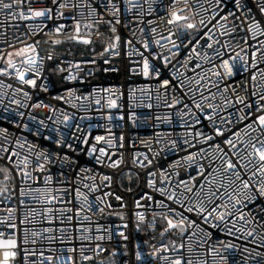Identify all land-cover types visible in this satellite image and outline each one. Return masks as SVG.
I'll return each mask as SVG.
<instances>
[{"label":"built area","instance_id":"built-area-1","mask_svg":"<svg viewBox=\"0 0 264 264\" xmlns=\"http://www.w3.org/2000/svg\"><path fill=\"white\" fill-rule=\"evenodd\" d=\"M70 2L83 6L75 9L71 7L58 9V5H54L52 0H32L31 6L34 9L52 8L51 19L43 17L24 20L14 19L7 17L5 10H0V53H3L0 56V67H7L8 52L13 53L12 59L20 70L28 67L23 63L25 56L35 55L38 57L37 70L41 73L38 77L32 72L26 73V78L36 79L35 87L19 81L16 78L14 69L10 70L12 75L0 74V130L7 129L9 137V141H4L3 135H0V144L10 148L15 147L16 151L20 153V156L13 157V160L29 156L30 159L35 161V155H29L28 151L29 145L33 144L37 145L33 149V153L46 151L51 156L50 163L41 160V163L45 164L44 171L34 170V164L29 165L27 171L32 172L33 177L31 180L24 181L22 185L26 193L24 197L26 204L22 211L27 212L30 208L37 213L35 216L36 223H30L28 227L37 231H40L43 227L55 229L53 233L56 237L55 242L51 245H48L47 242L43 244L45 255L60 257L59 260L54 261V264H164L163 261H158L150 255L163 243L170 251L161 250L160 254L169 257V259H174L176 255H183L185 261L191 259L193 264H200L202 261H206V264H213L214 257L207 250L215 245L217 250L220 251L217 241L223 240L227 243L234 242L241 245L239 250H233L235 255L229 257V264H234V262L244 264L245 260L247 264H258V262L264 261V256L256 255V252L264 253V247L259 243H248V248L251 251L245 252L243 250L245 241L238 239L236 236H226L217 229H209L213 235L210 239H207V243L203 246H201V240L205 239V236L199 228L190 227L188 233L184 236H181L177 230H170L163 237L160 235L167 226L161 213L168 210L164 207H158L155 201H163V204L170 205L173 209L184 212L185 215L196 219L202 227H208L198 220L194 212H185L182 205L169 201L166 196L161 195L157 190L161 187L159 181L162 170L171 174L172 187H175L179 178L188 180L189 173L196 175L193 170L196 165H193L191 169L187 163H183L182 167L175 170L170 167L181 157L196 150L183 144L185 138L191 140V137L184 136L186 129L182 125L185 122L192 125V120L188 116L180 117L177 115L182 105L172 109L165 107V98H167L168 103H171V88L167 90V94L163 89L157 91V88L163 79L173 76V65L178 68L179 72L187 71L188 76L195 75L190 69L194 68L196 62L204 64L205 69L209 67L203 61L193 57L194 63L190 65L189 70H186L179 67L177 60L181 63L184 62V57L189 54L195 40L200 39L201 43H204V39H201L203 30L199 29L198 22L202 17L207 24L211 9L209 8L207 14L200 12L194 16L192 22L197 23L196 29L186 30L187 35L183 32L179 33L183 38V45H186V47H181L180 54L172 59L171 65L164 66L162 60L153 59V54L155 52L168 54V48L171 47V44L167 43V40L175 39V37L169 38L168 36L169 29L174 33L177 31L176 25L168 23L171 18L170 13L178 11L179 15L191 16L193 11L196 10L197 0H188L189 8L184 7V0H175V3H173V0H131L132 4L139 5L131 11L126 10L125 0H114V3L121 8L120 24H116L111 14L102 6L106 4V0H70ZM89 3L97 9V12H94L91 17L89 16ZM199 3L205 8L209 7L206 0H199ZM226 3L229 8L232 7L231 0H226ZM257 3H259V0H248L252 14L257 18H261L256 7ZM24 7H28L27 0ZM57 10L64 13V15L57 16ZM73 16L82 19L80 35L88 37L91 43L85 44L70 39L76 34L74 21L71 18ZM101 16L106 20L111 19L112 24L101 22L95 24L91 29L84 27L83 21L89 19L100 20ZM178 23L183 24L185 22ZM61 24L66 27L60 33H56L55 28ZM113 26H115L116 32L111 31ZM208 27H211V25L209 24ZM142 28L144 29L143 32H141ZM153 28L156 29L155 33L152 32ZM198 31L200 35H197ZM215 31L218 34V26ZM116 35L121 37L117 48L105 52V48L111 43H117L114 40ZM243 35L245 33L241 30L236 34V38L239 39ZM161 36L165 37V40H161V44L165 45L163 49L155 44V40ZM57 39H64V41L60 40L59 44H54L53 41ZM146 39L151 44V50H145L143 47ZM220 39L223 43L224 38L221 37ZM259 39H264V37H259ZM189 40L193 42L191 45ZM128 41H131V44ZM27 44L35 45V54L15 55L16 51ZM240 47H244L243 43L240 44ZM136 50L144 53L152 63L160 68V77H157L155 73L149 78L143 76V56L137 54ZM113 51L117 52L118 55H113ZM235 51L238 52L240 49L236 48ZM49 55L53 59L49 60ZM77 62H80L78 67L76 66ZM70 63L73 65L72 67H69ZM61 67L64 68L63 72L59 71ZM199 71V69L196 70V72ZM69 74L76 76L77 79L66 80L65 77ZM246 76L247 73H244L243 75H237L235 79L239 81ZM185 82L187 83V81ZM8 85H11V88ZM45 88H47V91H45ZM69 88L73 90L71 103L67 102V89ZM149 88L151 89L150 94L148 92ZM21 89L23 91H20ZM104 89L109 91H102ZM133 90H135L133 99L129 101V93ZM24 92L29 95L25 96ZM110 94L112 99L117 100L118 107L112 109L107 107ZM60 96L66 99H58ZM158 96L160 97L159 100L157 99ZM77 97H80V99H77ZM84 97H87V99H84ZM13 100H18L20 103L14 104L12 103ZM96 100H100L101 103L97 105ZM217 102L222 103L219 100ZM149 103L152 104L151 108L147 107ZM34 104L48 105L49 107H33ZM131 112L136 113L135 122L129 119ZM18 113H23V116ZM109 114L112 115V120L107 118ZM121 114L124 116L122 120L120 119ZM64 115L70 117L66 123L63 122ZM30 117H35V119H30ZM157 117H160V119L157 120ZM40 121H43L42 125L39 123ZM25 124L28 125L27 128L24 127ZM240 126L242 125H238V127ZM195 128L197 131L203 130L205 133L210 130L207 120L203 119L202 124L195 125ZM109 133L114 138L115 146L109 147L102 141L97 147L106 148L112 159H119L121 154L123 155L124 162L117 168L109 167L107 158H105L103 164L97 163L94 157L99 156L98 150L92 157L88 156L86 151H83L91 143H96L95 136L103 135L108 138ZM157 134L160 135V144L155 143ZM121 135L124 136L123 147L119 146ZM84 136L89 137L90 143L87 145L83 143L82 137ZM168 138L177 140L179 146L173 148L172 145L167 143ZM17 139L24 144L23 148L16 147ZM57 140L61 142L57 144ZM25 141L27 143H24ZM141 141L145 143H141ZM196 147L207 149V145L202 143H197ZM65 154L70 160L68 163L61 165L57 157L62 158ZM3 155L4 153L0 151V156ZM144 155L152 159L153 163L151 165L141 168L138 163H133L134 157L143 161ZM200 162L207 165V160ZM0 166L11 169V179L8 181L4 180V173L0 172V187L15 188V195L12 196L10 202H5L4 197L0 196V216H4L8 215L5 210L7 207L18 205L17 197H19L21 180L16 168L7 159H0ZM20 166L23 167L22 164ZM79 167L91 169L90 172L81 174V180L84 176H95V183L100 185L97 191L90 192L89 189L83 188L80 181L76 180L75 172L79 171ZM149 171L156 173L154 177L157 180L155 188H151L147 184L149 179L147 173ZM177 171L180 173L179 178L175 175ZM62 172L67 174V184L62 183L64 180V176L61 175ZM48 174L53 176V181L46 185L45 176ZM101 174L110 176L111 181H102ZM92 182L91 179L83 180V183L89 185ZM188 183L191 185L190 180H188ZM73 184L80 187L88 195L92 211L88 210V205L84 204L83 198L79 200L75 198V192L72 190ZM32 188H51L54 190L52 194L57 199L49 203L43 197H40L39 193L30 191ZM63 189H67V195L64 194ZM179 191H183V189H179ZM105 192H108L109 195L104 196ZM145 193L152 195L154 200L147 199L144 196ZM188 195L191 196L192 194L188 193ZM33 196L40 198L32 200L31 197ZM117 196L122 199L117 200ZM97 197H101L103 203H100L96 199ZM138 200L141 207H137ZM108 205H111V207ZM47 208H52L57 217L60 216L62 210H67L65 220L66 216L76 217V212L79 210V216L72 222L74 227L67 223L61 224L59 218L55 219L51 225L46 220L42 221L39 213H44L46 216L45 210ZM99 208H104V211L100 212ZM137 212L144 214V221L138 219ZM118 213L122 216L117 215ZM169 215L174 216V213H169ZM154 216L155 224L154 227H151ZM175 218L178 219V217ZM29 219L32 218L29 217ZM137 224H140L139 229H137ZM97 225L101 227L100 232L97 231ZM125 225L127 226L125 227ZM61 228H64L65 231L61 232ZM121 232L127 235V240L123 239L120 235ZM190 233H195V236H190ZM82 235L91 236L92 239H79ZM98 235H103L104 239L97 240ZM74 237L76 238L74 239ZM249 239L251 240V238ZM173 240L177 245L183 243L184 248L178 249L176 252L171 251L173 247L171 241ZM97 243L105 251L98 254L92 251ZM81 244L87 246L84 253L91 256V260H82L80 255ZM69 248H75L76 251L74 253L69 252ZM189 248L192 250L189 251ZM137 251L142 253V259L139 261L136 260ZM113 252H115V255H113ZM221 254L224 253L221 252ZM68 256H72L73 260H68ZM17 260L22 264V256L17 257ZM215 264H222V262L215 259Z\"/></svg>","mask_w":264,"mask_h":264},{"label":"snow or ice","instance_id":"snow-or-ice-1","mask_svg":"<svg viewBox=\"0 0 264 264\" xmlns=\"http://www.w3.org/2000/svg\"><path fill=\"white\" fill-rule=\"evenodd\" d=\"M26 0H0V10H5L7 17L14 19H32V18H46L51 19L52 8L42 7L33 8L31 6L32 0H27L28 7L25 8ZM54 5H58V9L67 7L80 8L83 5L77 3H71L70 0H52ZM128 11L133 8L139 7L131 3V0H125ZM175 3V0H173ZM209 7L205 8L197 0L196 10L193 11L191 16H182L178 14V11H172L170 13L169 24L176 25L177 31L174 33L170 29L168 30L169 38L175 37V39L167 40V43L171 44L168 48V54L163 52H155L153 54L154 60H162L164 66L171 65L173 58H176L180 54V49L183 45V38L179 33L187 35L186 30L196 29L197 23L192 22L194 16L200 12L207 14L209 8L211 9L210 18L206 24L205 20L201 17L199 19V29L203 30L201 39H204V43H201L200 39L195 40V44L191 47V50L187 56L184 57V62L181 63L177 60L179 67L186 70L190 69V65L194 63L193 57L203 61L209 67L205 69L204 64L196 62L194 68L190 70L195 73L194 76H188L187 71L179 72L178 68L173 65V76L171 78L163 79L157 88V91L163 89L167 94L169 88L172 89L171 103L167 102V98L164 100L165 107L172 109L174 107L182 105V108L178 110L177 115L180 117L188 116L192 120V125L183 123V127L186 129L184 136L191 137V140L185 138L183 144L188 147L195 148V151L188 153L181 157V159L175 161L171 168L178 169L183 166V163H187L191 169L193 165L196 168L193 169L196 175L189 173L188 180L191 181L189 185L188 180L180 177V173L177 171L175 175L179 178L175 187H172L171 174L166 171L160 172V185L157 189L161 195L167 197L169 201L175 204H180L184 207L185 212L195 213L198 220L202 221L204 225L208 227H202L196 219L184 214V212L173 209L170 205L163 204V201H155L158 207L167 208V212L161 213L163 220L166 221L167 226L160 233L161 237L165 236L170 230H177L181 236L188 233L190 227L199 228L204 233L205 239L201 240V246L207 243V239H210L213 233L209 229H217L223 232L226 236H236L238 239H242L246 243L243 246L245 252L251 251L248 248V243H259L264 247V0H259L256 7L259 10L261 18H257L252 14V9L249 7L248 0H231L232 7L229 8L226 0H206ZM106 11H108L116 24L121 23L120 13L121 8L114 3V0H106V4L102 5ZM89 16L91 17L94 12H97L96 8H93L89 3ZM184 7L189 8L188 0H184ZM151 11V8L149 9ZM57 16H63L64 13L57 10ZM99 15V13H98ZM83 19V14L81 13ZM74 21L75 35L70 39L82 41L85 44L91 43L88 37L80 35L82 19H77L75 16L71 17ZM163 19V18H162ZM184 21L180 24L178 22ZM84 22L86 29H91L95 24L106 22L109 25L112 24L111 19H105L103 16L100 20L89 19ZM151 23V22H150ZM211 27H208V25ZM219 28L218 34L215 29ZM66 26L61 24L55 28L56 33H60ZM127 27V25H125ZM243 30L245 35L236 38V34ZM112 32H116L115 26L111 28ZM144 29H141L143 32ZM152 32L155 33L156 29L153 28ZM100 34L99 32L97 33ZM134 34V33H133ZM200 35V32H197ZM221 37L224 38V42L221 43ZM114 40L117 43H111L105 52L114 50L117 48L118 42L121 40L120 35H116ZM161 40H165V37L161 36L155 40V44L163 49L165 45L161 44ZM54 44H59V40H54ZM131 44V41H128ZM193 42L189 40L191 45ZM243 43L244 47L241 48L240 44ZM215 45V47H214ZM143 47L145 50H151V44L146 39L144 40ZM239 48L240 51H235ZM211 50V51H209ZM137 54L143 56L142 73L145 78H149L153 73L157 77H160V68L152 63L148 56L139 52ZM36 48L33 44H27L25 47L16 51L15 55L24 56L25 53L35 54ZM235 53L230 55L229 53ZM113 55H118L113 51ZM3 53H0L2 56ZM8 59L6 61L7 67H0V74L12 75L10 70H15L16 78L22 83L36 86L35 78H26V73L32 72L35 76H40V71L37 70L38 57L35 55L25 56L23 61L28 67L24 70L17 68L16 62L12 59L13 53L8 52ZM51 60L53 57L48 56ZM94 63V61H92ZM80 62H77L76 66H79ZM73 65L70 63L69 67ZM199 69V72L196 70ZM60 72L64 71V68H59ZM247 73L246 77H243L239 81L235 79L237 75H243ZM183 77V78H181ZM66 80L71 81L77 79L76 76L71 74L65 77ZM187 81V83L185 82ZM11 88V85H8ZM43 87V85H42ZM215 89V91H213ZM20 91H23L22 89ZM47 91V88H45ZM102 91H109L104 89ZM68 98L67 102L71 103L73 96V90L67 89ZM135 90L129 93V101L133 99ZM150 94L151 89H148ZM243 93V94H241ZM25 96L29 94L24 92ZM58 99L65 100L63 96ZM80 99V97H77ZM87 99V97H84ZM159 100L160 97L158 96ZM222 103H218L217 101ZM12 103L19 104L20 101L13 100ZM95 103L99 105L100 100H96ZM49 107L48 105L34 104L33 107ZM75 106V105H73ZM107 107L109 109L118 107L116 99L111 98L107 100ZM147 107L151 108L152 104L149 103ZM231 109V110H230ZM23 116V113H18ZM136 113L131 112L129 119L135 122ZM112 120V115L107 117ZM35 119V117H30ZM68 115L63 116V122L69 121ZM120 119H124L121 114ZM160 117H157L159 120ZM202 119L207 120L208 128L207 133L200 130L197 131L195 125H201ZM41 125L43 121L39 122ZM238 125H242L238 127ZM28 127L27 124L24 125ZM37 134H39L37 132ZM0 135H3L4 141H9L7 135V129L0 130ZM84 144H89V137H82ZM96 143H91L87 149L83 151L87 152V155L92 157L94 153L99 151V156L94 157L96 162L103 164L105 158L108 159V166L111 168H117L123 163V155L119 159H112L108 155V150L104 147H97L100 142L106 143L109 147L115 146L114 138L109 133L108 138L103 135L95 136ZM120 147H123L124 136L119 138ZM61 141L57 140L59 144ZM24 143H27L25 141ZM141 143H145L141 141ZM155 143L160 144V135L157 134ZM167 143L172 145L173 148H177L178 141L168 138ZM197 143L207 145L205 147H196ZM16 147L23 148L24 144L19 139L16 140ZM37 145H29V155H35V161L24 156L22 159L13 160V157H19L20 153L16 151L15 147H6L4 144H0V151L4 153L0 156V159H7L20 175L21 186L19 189L18 205L16 207H7L5 210L8 215L0 216V264H20L17 257L22 256V264H54L55 260H59L60 257H54L52 255H45L43 244L47 242L51 245L55 242L56 237L53 235L55 229L52 227H43L40 231L30 229L28 225L30 223H36L35 216L37 213L32 209H28L27 212H23L22 209L26 204L24 197L26 193L24 191L23 182L31 180L33 173L27 171L29 165L34 164V170L44 171L45 164L41 163V160L51 162V156L46 151L34 152L33 149ZM151 151V149H149ZM199 157V159H197ZM60 160L61 165L68 163L70 158L65 154L62 158L57 157ZM207 160V165L200 161ZM146 161V163H145ZM134 164H139L141 168H146L147 165L153 163L152 159L147 155H144L143 161L133 158ZM23 165L21 167L20 165ZM211 169V170H209ZM91 169L86 167H79V171L75 172L77 181L82 183L83 188L89 189L90 192L97 191L100 185L95 183V176H84L83 180L91 179L93 182L91 185L83 183L81 180V174L90 172ZM0 172L4 173V180L11 179V169L6 166H0ZM64 176L62 183H68V177L66 173H61ZM149 179L147 184L151 188H155L157 180L155 172L149 171L147 173ZM102 181H111V177L101 174ZM53 181V176L48 174L45 176V184L47 185ZM171 189V190H169ZM183 189V191H179ZM72 190L75 192V198L79 200L83 198L85 205H88V210L92 211V206L89 204L88 195H86L80 187L72 185ZM30 191H34L40 194V197L47 202H52L57 199L53 195V189L51 188H32ZM65 195L68 194L67 189H63ZM188 193L192 195L189 196ZM15 195V188L9 189L7 186L0 187V196L4 197L5 202H10L12 196ZM104 196H108L109 193L105 192ZM149 200H154L152 195L148 193L144 194ZM40 197L33 196L32 200H37ZM100 203H103L101 197L96 198ZM117 200L122 199L120 196L116 197ZM111 207V205H108ZM137 207H141L139 200L137 201ZM67 210H62L60 216L57 217L52 208H47L44 213H39L41 220H46L49 225L57 218L60 219L61 224L67 223L70 226L74 225L72 222L79 216V210L76 212V217L66 216ZM100 212L104 211V208H99ZM15 213V215H13ZM174 213V216L169 215ZM121 215L122 214H117ZM140 221L145 220L143 213H136ZM29 217L32 219L30 220ZM175 217H178L175 218ZM87 219V217H85ZM155 216L153 222L150 225L154 227ZM127 225H125L126 227ZM140 228V224H137V229ZM65 229L61 228V232ZM97 231H101V227L97 225ZM123 239L127 240L128 237L123 232L120 233ZM190 236H195V233H190ZM76 237H74L75 239ZM251 238V240L249 239ZM79 239L91 240V236H81ZM97 240H103V235H98ZM173 247L171 251L176 252L178 249H183L184 244L179 245L173 240L171 241ZM220 251L214 245L208 248V252L218 259L222 264H229V257L235 255V251L241 248L240 244L234 242L227 243L223 240L217 241ZM81 258L84 261L92 259L91 256L85 255L84 249L86 245L81 244ZM50 250V249H49ZM161 250L167 252L170 249L160 244L150 255L158 260L163 261L164 264H193L192 260L185 261L183 255H176L174 259L161 255ZM192 249L189 248V251ZM69 252H75V248H69ZM92 251L99 252L105 251L99 243L95 245V249ZM223 252L224 254H221ZM115 255V252H113ZM257 256H264V253L256 252ZM68 260H73L72 256L67 257ZM142 259V253L136 252V260ZM200 264H206V261L200 262ZM239 264V262H234ZM247 264V261H244ZM258 264H264V261L258 262Z\"/></svg>","mask_w":264,"mask_h":264},{"label":"trees","instance_id":"trees-1","mask_svg":"<svg viewBox=\"0 0 264 264\" xmlns=\"http://www.w3.org/2000/svg\"><path fill=\"white\" fill-rule=\"evenodd\" d=\"M57 40H59V41H60L61 39H57ZM61 41H64V39H62Z\"/></svg>","mask_w":264,"mask_h":264},{"label":"water","instance_id":"water-1","mask_svg":"<svg viewBox=\"0 0 264 264\" xmlns=\"http://www.w3.org/2000/svg\"><path fill=\"white\" fill-rule=\"evenodd\" d=\"M75 40V39H74ZM75 41H77V40H75ZM77 42H81V43H83L82 41H77Z\"/></svg>","mask_w":264,"mask_h":264}]
</instances>
